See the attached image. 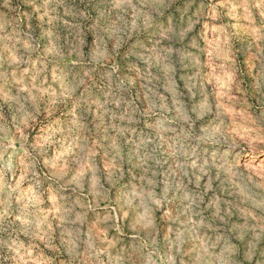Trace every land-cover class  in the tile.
I'll use <instances>...</instances> for the list:
<instances>
[{
	"label": "clouds",
	"instance_id": "clouds-1",
	"mask_svg": "<svg viewBox=\"0 0 264 264\" xmlns=\"http://www.w3.org/2000/svg\"><path fill=\"white\" fill-rule=\"evenodd\" d=\"M0 264H264V0H0Z\"/></svg>",
	"mask_w": 264,
	"mask_h": 264
}]
</instances>
